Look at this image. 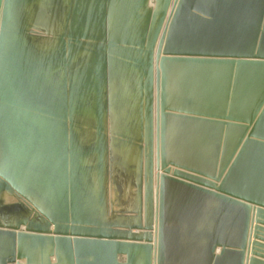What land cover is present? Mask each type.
Listing matches in <instances>:
<instances>
[{"label":"water","instance_id":"95a60500","mask_svg":"<svg viewBox=\"0 0 264 264\" xmlns=\"http://www.w3.org/2000/svg\"><path fill=\"white\" fill-rule=\"evenodd\" d=\"M226 254L264 264V0H0V264Z\"/></svg>","mask_w":264,"mask_h":264},{"label":"crops","instance_id":"0c3cea01","mask_svg":"<svg viewBox=\"0 0 264 264\" xmlns=\"http://www.w3.org/2000/svg\"><path fill=\"white\" fill-rule=\"evenodd\" d=\"M169 195L167 197L168 213L170 220H181L184 222H190L191 226L203 228L205 232L198 234H189L191 237H222L224 240H228V211L220 208V205H212L210 203L202 202V197H198V194L187 191V189L180 186H170ZM178 224H171V226H177ZM215 229L220 230L217 235L210 233L207 230L214 231ZM185 251L189 254H201L205 252V249L198 251V248H192L189 252L187 248ZM183 249V250H184ZM176 250H179L176 247ZM175 250V251H176ZM220 252V248L217 249V253ZM220 264H228V255L226 254ZM215 261V260H214ZM217 263L216 261L214 264ZM218 264V263H217Z\"/></svg>","mask_w":264,"mask_h":264}]
</instances>
